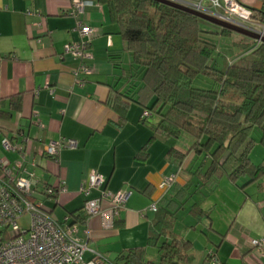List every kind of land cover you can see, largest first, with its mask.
Returning <instances> with one entry per match:
<instances>
[{"label":"crops","instance_id":"1","mask_svg":"<svg viewBox=\"0 0 264 264\" xmlns=\"http://www.w3.org/2000/svg\"><path fill=\"white\" fill-rule=\"evenodd\" d=\"M84 1L78 18L96 33L89 39L92 73L78 81L73 73L78 60L63 50L78 38L77 17L70 14L73 0H0V156L21 160L33 171L35 199L59 221L68 216L72 222L69 213L83 207L80 186L92 170L105 177L106 189L130 191L113 227H105L99 216L76 222L77 236L89 249L86 259L95 250L114 261L130 248L145 246L155 215L148 205L155 201L158 207H171L167 203L175 200L172 229L192 245L189 264H208L210 250L218 264H264L250 243L264 237V180L244 189L240 180L236 185L227 177L201 183L193 173L200 159L192 153L178 166L163 140L151 141L143 151L153 132L149 119H141L143 109L125 98L111 100L116 90H124L120 74L129 67V54L122 50L105 3ZM238 1L264 11V0ZM111 53L120 54L119 66L113 65ZM3 135L25 147L24 157L3 149ZM59 137L75 139L76 147L52 157L41 153L48 140ZM178 169L174 187H161ZM58 181L62 190L53 197L43 194ZM184 190L186 196L179 197ZM98 194L94 189L90 196ZM179 219L185 223L176 229ZM158 258L157 248L146 247V259Z\"/></svg>","mask_w":264,"mask_h":264},{"label":"trees","instance_id":"2","mask_svg":"<svg viewBox=\"0 0 264 264\" xmlns=\"http://www.w3.org/2000/svg\"><path fill=\"white\" fill-rule=\"evenodd\" d=\"M100 1L130 57L120 74L124 90H116L111 100L125 98L151 113L153 132L142 150L163 140L178 166L192 153L200 159L193 173L201 183L227 177L237 185L244 178L239 185L244 189L264 180V159L255 164L249 158L255 134L264 146V42L156 0ZM252 10L254 19L264 23V11ZM225 46L236 54L227 57ZM109 56L119 66L120 54ZM167 106L184 116L179 121L168 116ZM184 196L186 190L179 197ZM174 201L167 205L177 207ZM173 206L157 208L145 246L122 252L114 262L191 263L190 241L172 229ZM69 215L72 223L86 222L83 207ZM146 247L157 248V261L146 259Z\"/></svg>","mask_w":264,"mask_h":264},{"label":"built area","instance_id":"3","mask_svg":"<svg viewBox=\"0 0 264 264\" xmlns=\"http://www.w3.org/2000/svg\"><path fill=\"white\" fill-rule=\"evenodd\" d=\"M171 1L264 36V23L254 19L253 10L238 0ZM85 8L84 0H73L70 14L77 17L75 29L78 38L63 45L64 52L78 60L73 70L78 81L82 76L92 73L88 64L92 58L89 39L96 33L95 28L78 18ZM150 117L149 110H142L143 121ZM1 145L4 150L18 151L22 157L25 155V147L13 142L7 135H3ZM76 145L73 138L59 137L48 140L41 153L52 157L62 148H74ZM32 165H35L34 160ZM179 169L166 176L160 186L170 188ZM33 176V171L27 170L21 160L10 161L0 156V264H116L95 250H91L93 255L90 258L84 257L89 249L86 242L77 236V224L68 222V216L63 221L57 220L43 202L35 199ZM104 183L105 177L95 170L81 183L80 192L86 197L83 211L86 222L92 216H99L105 227H113L130 191L113 192L106 189ZM63 188V182L58 181L57 185L46 187L43 194L53 197L57 190ZM94 189L99 190V194L92 197L90 193ZM102 202L107 204L103 205ZM157 208L158 204L154 201L147 209L156 211ZM25 214L29 216L27 228L18 224V220ZM250 243L264 256V237L251 238ZM208 256V264H218L213 250L209 251Z\"/></svg>","mask_w":264,"mask_h":264},{"label":"rangeland","instance_id":"4","mask_svg":"<svg viewBox=\"0 0 264 264\" xmlns=\"http://www.w3.org/2000/svg\"><path fill=\"white\" fill-rule=\"evenodd\" d=\"M208 27V26H206ZM226 47V46H225ZM236 53H234L233 55H235ZM227 57L231 58V55L228 54ZM220 64H222V60L223 58H220ZM164 113L167 114L168 116L176 119V120H180L182 118V116H184L181 112L176 111L174 109H171V107L167 106L166 109L164 110ZM193 116H190V119H192ZM255 139H256V143L254 145V147L251 149L250 153H249V158L251 160L252 163H259L260 161H262V159H264V146L260 145L258 140V136L257 134L254 135ZM244 178H240L239 180L242 182ZM38 197V196H37ZM189 198H187L183 204L185 206H187L190 201H188ZM180 217L181 214H178ZM183 218V217H182ZM183 223H185L184 220L179 219L177 224L175 225L176 229H179L178 227H181L183 225ZM18 224L23 227V228H27L28 224H29V216L27 214L23 215L19 220H18ZM150 252L148 251V254ZM151 258V256H149Z\"/></svg>","mask_w":264,"mask_h":264},{"label":"water","instance_id":"5","mask_svg":"<svg viewBox=\"0 0 264 264\" xmlns=\"http://www.w3.org/2000/svg\"><path fill=\"white\" fill-rule=\"evenodd\" d=\"M156 1L165 3V4L169 5V6H173L175 8H179V9L187 11V12H190V13H192V14H194V15H196V16H198V17H200V18H202V19H204V20H206V21H208V22H210L212 24H215V25L219 26V27H224V28H227V29L232 30L234 32H237L239 34H242V35L248 36L250 38H253L255 40H260L261 42H264V36H261V35L255 33V32H253V31H249L247 29L241 28V27L236 26L234 24L222 21V20H220L218 18H215L213 16H210V15L203 14V13H200L198 11L192 10V9H190L188 7L182 6V5H180L178 3H175V2H173L171 0H156Z\"/></svg>","mask_w":264,"mask_h":264}]
</instances>
